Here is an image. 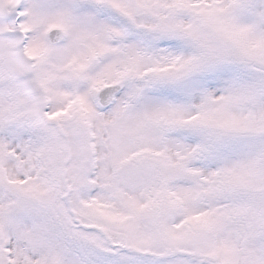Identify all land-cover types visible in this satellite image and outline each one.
<instances>
[{"label": "snow or ice", "instance_id": "6c2138e0", "mask_svg": "<svg viewBox=\"0 0 264 264\" xmlns=\"http://www.w3.org/2000/svg\"><path fill=\"white\" fill-rule=\"evenodd\" d=\"M0 264H264V0H0Z\"/></svg>", "mask_w": 264, "mask_h": 264}]
</instances>
